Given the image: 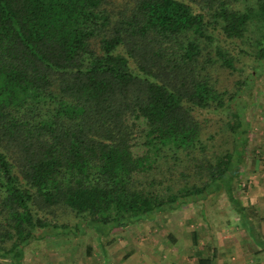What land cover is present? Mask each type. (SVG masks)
Returning a JSON list of instances; mask_svg holds the SVG:
<instances>
[{
  "label": "trees",
  "instance_id": "1",
  "mask_svg": "<svg viewBox=\"0 0 264 264\" xmlns=\"http://www.w3.org/2000/svg\"><path fill=\"white\" fill-rule=\"evenodd\" d=\"M234 48L264 58V0H0V258L218 192L252 236L234 193L248 123L218 77Z\"/></svg>",
  "mask_w": 264,
  "mask_h": 264
},
{
  "label": "rangeland",
  "instance_id": "2",
  "mask_svg": "<svg viewBox=\"0 0 264 264\" xmlns=\"http://www.w3.org/2000/svg\"><path fill=\"white\" fill-rule=\"evenodd\" d=\"M230 51L238 59L233 61L235 71H219L218 77L228 91L236 88L237 104L243 107L248 123L246 152L234 193L253 226V235L225 194L218 192L203 201L157 212L149 220L114 228L100 241L91 229L32 241L24 248L21 264H196L198 256H212L213 264H264V249L259 245H264V58H256L258 66L253 52ZM200 116L206 118L212 133L223 127L212 142L225 144L226 117L213 112ZM193 231L196 245L192 244ZM0 264L10 263L0 258Z\"/></svg>",
  "mask_w": 264,
  "mask_h": 264
},
{
  "label": "crops",
  "instance_id": "3",
  "mask_svg": "<svg viewBox=\"0 0 264 264\" xmlns=\"http://www.w3.org/2000/svg\"><path fill=\"white\" fill-rule=\"evenodd\" d=\"M257 243H258V242H257ZM258 244H259V243H258ZM259 245H261V246H262L261 248H262V249H264V245H262V243H261V244H259Z\"/></svg>",
  "mask_w": 264,
  "mask_h": 264
}]
</instances>
